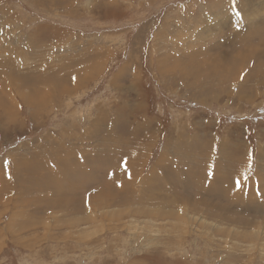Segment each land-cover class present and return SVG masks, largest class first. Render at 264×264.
Wrapping results in <instances>:
<instances>
[{
    "label": "rangeland",
    "instance_id": "374dc122",
    "mask_svg": "<svg viewBox=\"0 0 264 264\" xmlns=\"http://www.w3.org/2000/svg\"><path fill=\"white\" fill-rule=\"evenodd\" d=\"M0 264H264V0H0Z\"/></svg>",
    "mask_w": 264,
    "mask_h": 264
},
{
    "label": "bare ground",
    "instance_id": "6f19581e",
    "mask_svg": "<svg viewBox=\"0 0 264 264\" xmlns=\"http://www.w3.org/2000/svg\"><path fill=\"white\" fill-rule=\"evenodd\" d=\"M192 56H184V57H182V59H183V61H186V60H191V58L193 57V53H190ZM225 62V61H224ZM70 72V71H69ZM67 73V72H66ZM69 74V73H68ZM3 77V76H2ZM41 79H42V76L40 77ZM72 78V77H71ZM47 79V78H46ZM48 80V79H47ZM46 80V81H47ZM44 81V80H43ZM34 82V81H33ZM61 82V81H60ZM66 82V81H65ZM50 83V82H49ZM61 84V83H60ZM37 85V84H36ZM39 86V85H38ZM2 87V86H1ZM63 86L61 85V88H62ZM37 88V87H36ZM52 88V87H51ZM61 88H59V89H61ZM48 89V88H47ZM43 90H45V89H43ZM58 90V89H57ZM34 93V92H33ZM40 95H42V94H40ZM43 96V95H42ZM50 99V98H49ZM41 100V99H40ZM40 106V105H39ZM106 112V111H105ZM117 112V111H116ZM105 114V113H104ZM104 114H102V115H104ZM115 115V114H114ZM123 115V114H122ZM103 117H105V116H103ZM117 118V117H116ZM106 122V121H105ZM150 122V121H149ZM109 123V122H108ZM105 124V123H104ZM114 124V123H113ZM113 124H112V126H113ZM108 125V124H107ZM111 126V127H112ZM145 126V125H144ZM131 164V163H130ZM133 167H134V165H133ZM129 168V167H128ZM132 168V167H131ZM134 169V168H133ZM127 170V169H126ZM133 171V170H132ZM128 172V171H127ZM124 171L123 170H121L120 171V168H118L117 169V165L115 166V167H113L110 171H109V173H108V178H109V181H111L110 180V178L111 177H116L117 179H118V182L120 181V183H118L117 182V184H119V185H122V177L124 176ZM127 178V177H126ZM115 179V178H114ZM116 179V180H117ZM131 179V178H130ZM137 181V180H136ZM126 182V181H125ZM129 182H131V181H129ZM116 183V182H115ZM114 183V184H115ZM109 186V185H108ZM113 186V185H112ZM103 190V189H102ZM113 193V192H112ZM111 193V194H112ZM115 194V193H114ZM108 196V195H107ZM113 198V197H112ZM116 199V198H115ZM101 200V199H100ZM99 200V201H100ZM98 201V200H97ZM102 202V201H101ZM131 203V202H130ZM160 215V214H159Z\"/></svg>",
    "mask_w": 264,
    "mask_h": 264
}]
</instances>
